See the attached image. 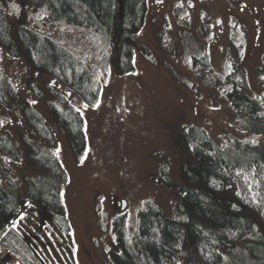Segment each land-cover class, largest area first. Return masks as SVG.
<instances>
[{
  "label": "rangeland",
  "instance_id": "obj_1",
  "mask_svg": "<svg viewBox=\"0 0 264 264\" xmlns=\"http://www.w3.org/2000/svg\"><path fill=\"white\" fill-rule=\"evenodd\" d=\"M0 14L12 30L27 27L52 39L89 71L99 69L98 39L87 30L54 23L21 0H0ZM136 40L148 57L135 53L132 75L100 72L101 96L94 109L0 47V136L10 145L6 153H14L12 159L0 153V173L20 183L22 194L26 179L43 174L28 154L29 144L40 143L24 118L30 108L55 138V147L42 144L44 151L68 176L62 200L70 234L60 232L51 215L32 203L14 220L45 264H111L110 254L119 252L113 221L126 216L131 237L146 202L174 218L179 195L161 183V169L167 166L169 177L182 184L181 165L190 156L175 140L183 127H202L218 146L228 136L264 145V137L239 129L221 91L230 67L240 63L249 93L264 106V0H148ZM203 58L209 69L200 65ZM60 100L85 121L88 148L82 162L47 107L51 101L66 110ZM257 225L264 235V225ZM254 250V242L246 241L226 252L221 264H264V250L251 257ZM0 264L24 263L0 248Z\"/></svg>",
  "mask_w": 264,
  "mask_h": 264
},
{
  "label": "trees",
  "instance_id": "obj_2",
  "mask_svg": "<svg viewBox=\"0 0 264 264\" xmlns=\"http://www.w3.org/2000/svg\"><path fill=\"white\" fill-rule=\"evenodd\" d=\"M21 1L46 12L54 23L87 30L98 39L102 54L99 69L89 71L52 39L27 27L12 30L0 14V47L11 58L24 60L30 68L62 84L90 109L100 100V72L106 75L112 69L120 76L132 75L135 53L148 54L136 40L145 26L148 0ZM199 63L210 67L207 58ZM262 64L264 67V57ZM221 91L239 129L264 137V106L249 93L240 63L230 67ZM47 107L75 159L82 162L88 148L84 119L65 105L66 110L48 101ZM24 118L40 141L36 146L28 145L29 157L43 174L26 179L22 194L20 183L0 173V248L24 264H45L31 242L17 231L14 220L32 203L51 215L60 232L70 234L62 200L68 176L58 159L44 151L42 144L55 147L56 142L42 118L30 108L24 110ZM175 142L190 156V162L181 165L182 184L169 177L167 166L161 169V183L179 195L174 218H167L158 206L146 202L130 237L126 216L117 217L112 232L119 252L110 254L111 264H221L226 252L235 251L246 241L254 242L256 250L251 257H257L264 250V235L257 225H264V145L228 136L218 146L198 125L183 127ZM7 144L0 136V153L12 159L14 153H6L10 149Z\"/></svg>",
  "mask_w": 264,
  "mask_h": 264
},
{
  "label": "water",
  "instance_id": "obj_3",
  "mask_svg": "<svg viewBox=\"0 0 264 264\" xmlns=\"http://www.w3.org/2000/svg\"><path fill=\"white\" fill-rule=\"evenodd\" d=\"M123 207H125V203H123Z\"/></svg>",
  "mask_w": 264,
  "mask_h": 264
}]
</instances>
